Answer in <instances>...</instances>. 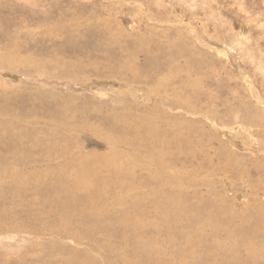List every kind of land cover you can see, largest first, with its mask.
<instances>
[{
	"label": "rangeland",
	"instance_id": "374dc122",
	"mask_svg": "<svg viewBox=\"0 0 264 264\" xmlns=\"http://www.w3.org/2000/svg\"><path fill=\"white\" fill-rule=\"evenodd\" d=\"M81 156L105 220L38 234ZM0 219V264H264V0H0Z\"/></svg>",
	"mask_w": 264,
	"mask_h": 264
},
{
	"label": "bare ground",
	"instance_id": "6f19581e",
	"mask_svg": "<svg viewBox=\"0 0 264 264\" xmlns=\"http://www.w3.org/2000/svg\"><path fill=\"white\" fill-rule=\"evenodd\" d=\"M102 155V154H101ZM84 156V155H83ZM92 156V155H91ZM82 157V156H81ZM102 158L105 157V155H102L100 156ZM85 158L87 159V157L85 156ZM89 158V157H88ZM94 158V157H93ZM78 159H81L82 161V164H76L75 165V162L77 161L76 159L75 160H71L70 161V164H67L69 166H65V165H62L60 166L61 168L64 169V173H62L61 175H64L68 172L72 173L74 168L76 167L77 168V165L82 169V172L83 174L81 175V177L83 178L82 181H78L76 178L74 180H76L73 185H72V188L74 189H67V188H64L61 183H60V187L57 188V187H51V190H50V198H49V204H48V207L49 209H44L42 207V210L46 212L45 216L44 217H38L36 218V222L38 225H35V224H32L31 223V219H29L28 221L26 220H23V219H17L19 221L16 222V220H7V221H4V219H0V221L2 220L0 226L2 225H5V224H9L12 226L13 230L15 231V229L19 228V229H23V226L22 225H25V224H29L31 223L35 228H36V231L38 234H43L44 236L46 234H55L57 236H59L60 238H63V237H72V239L74 238L73 236H75L77 234V232H79L78 234H80V236L76 239V242H80V241H85V237L92 231H95V225L98 224V223H102L101 220H105L104 216L106 217V215H93V214H89L87 213L85 210H82L85 212V214H83L82 216H75L74 215V212L75 211H78V207L79 206H84V207H88V206H92L93 207H97V204H100L101 206H104V202L103 201H106V194H103L102 191L103 189L100 188V186H97L96 184V181L98 180V177L95 173H97L98 171V165H97V162H96V159L93 161L92 160H84V157L82 158H78ZM106 160V159H105ZM103 162V161H102ZM61 163V162H60ZM104 164V163H103ZM108 164V163H107ZM111 164V163H110ZM165 164V163H164ZM83 165V167H82ZM102 167V166H101ZM110 167V166H109ZM115 167V166H114ZM117 167V166H116ZM100 168V167H99ZM113 168V167H112ZM88 170L93 172L94 174V185L93 184H86L84 183L83 181L85 182H88V181H92V179L90 177H88ZM42 178V177H41ZM62 178V177H61ZM43 179V178H42ZM63 179V178H62ZM49 181H52V182H62L60 180H49ZM67 181V180H66ZM51 182V183H52ZM103 182V181H102ZM49 184V182H48ZM70 187V186H69ZM70 191L69 193H66V195H63L62 198L60 199H57L56 197V194L59 193V192H68ZM47 198V197H46ZM52 199H54V201H51ZM46 204V203H45ZM38 205V204H36ZM42 206V205H41ZM35 207V206H34ZM56 207H59L61 208V212L59 213H55V209ZM89 208V207H88ZM41 209V207H40ZM71 209V211L73 212V214L71 213L70 215H68L66 212ZM84 209H87V208H84ZM91 209V208H90ZM38 210V209H36ZM100 213V212H99ZM37 214H39V212H37ZM41 215V214H40ZM55 216H58V217H55ZM7 217V216H6ZM47 217V218H46ZM118 220V219H117ZM33 221V220H32ZM79 221V222H78ZM109 222V221H108ZM120 222V221H119ZM43 223H46L48 226L45 227V226H42L41 224ZM29 224V225H31ZM129 225V224H128ZM125 226V228H127V230H132L135 228L134 225H131L130 227ZM151 225V224H150ZM33 227V228H34ZM76 227H78L79 229H77ZM110 228V225L108 226ZM124 227V226H123ZM107 228V227H106ZM121 228V227H120ZM139 228V227H138ZM108 229V228H107ZM98 230V229H97ZM100 231L102 229H99ZM106 232V230H104ZM241 231V230H240ZM35 232V231H34ZM96 232V231H95ZM139 232V231H138ZM123 233V232H122ZM187 234V233H186ZM37 235V234H36ZM84 235V239H83V236ZM137 235V234H136ZM139 235V234H138ZM242 238V237H241ZM246 239V238H245ZM55 241V240H53ZM51 242V247H55V252L57 254H59L60 256L63 255L66 251H73V250H68V248H66L63 244H59V243H56V242ZM134 242V241H133ZM80 245V243H78ZM58 248V249H57ZM46 249V248H45ZM44 251H47L45 250ZM71 249V248H70ZM142 249V248H140ZM27 250V249H26ZM145 250V249H143ZM142 250V251H143ZM32 249L29 250V252H31ZM43 251V250H42ZM41 251V252H42ZM132 251V250H131ZM138 250H136L137 252ZM155 251V250H154ZM158 251V250H157ZM140 252V251H139ZM148 252V251H147ZM26 253V252H25ZM76 253V252H75ZM78 253V252H77ZM28 254V253H26ZM53 254V253H52ZM85 254V253H84ZM88 254V253H87ZM140 254V253H139ZM143 254V252H142ZM86 255V254H85ZM141 255V254H140ZM149 255V254H148ZM156 255V254H154ZM59 256V257H60ZM86 256H89V255H86ZM56 258V260L54 261H51L53 263H57V262H64L65 264H74V260H67V259H62V258ZM144 257V256H143ZM147 257V256H146ZM152 257V256H151ZM27 260L26 261H18L16 262L15 264H30L31 261H33L34 257H31L29 255V257H26ZM83 258V257H82ZM85 258V256H84ZM150 258V256L148 257ZM87 259V258H86ZM160 259V258H159ZM147 260V259H146ZM149 260V259H148ZM152 261V260H151ZM150 261V262H151ZM168 261V260H167ZM2 262V261H1ZM11 263L10 264H14V261H10ZM25 262V263H24ZM166 262V261H165ZM7 263V262H6ZM43 263V262H42ZM157 263V262H156ZM4 264V263H3ZM49 264V263H47Z\"/></svg>",
	"mask_w": 264,
	"mask_h": 264
}]
</instances>
